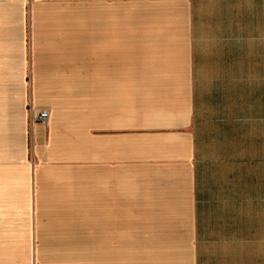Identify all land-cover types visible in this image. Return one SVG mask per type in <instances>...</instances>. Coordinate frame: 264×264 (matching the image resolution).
Returning <instances> with one entry per match:
<instances>
[{
  "label": "crops",
  "instance_id": "0c3cea01",
  "mask_svg": "<svg viewBox=\"0 0 264 264\" xmlns=\"http://www.w3.org/2000/svg\"><path fill=\"white\" fill-rule=\"evenodd\" d=\"M25 2L0 0V207L36 228L0 252L40 264L39 232L74 225L107 251L70 264H264V0H31L28 41Z\"/></svg>",
  "mask_w": 264,
  "mask_h": 264
},
{
  "label": "rangeland",
  "instance_id": "374dc122",
  "mask_svg": "<svg viewBox=\"0 0 264 264\" xmlns=\"http://www.w3.org/2000/svg\"><path fill=\"white\" fill-rule=\"evenodd\" d=\"M32 9V2L31 0H26L25 2V12H26V37L28 41V33L30 29V14ZM55 19H53L54 21ZM57 21V20H55ZM69 83H71L70 90L69 89ZM65 86V88H63ZM64 86H62L60 89L74 92V93H81L82 91V82L81 81H75V82H68L64 83ZM2 92V97H0V133L2 130V136L0 135V190L6 191V176L8 174L14 175V177L18 176L19 170L17 165H11L8 163V160L3 159V157L6 156L7 147L3 145L2 137L4 136L5 126L7 125V119L10 117L9 110L11 106V111H14L16 107L14 102L20 104V96L17 91L13 90H7L6 88H3L0 85ZM64 102V100H63ZM65 106H69L70 103L68 100L64 102ZM82 101L81 99H74L73 102H71L72 108H81ZM31 106L30 104L28 107ZM74 126L71 128L73 131L82 132V125ZM3 127V128H2ZM2 128V129H1ZM3 142V143H2ZM30 153L32 154V146H28ZM5 153V154H4ZM27 180V177L25 176V181ZM12 197H15V195H12ZM10 205L9 208H7L5 211H1L0 207V236H16L21 234H32L35 226L31 225V227L27 224L21 226V219L14 218V214H17V211H15L16 205L14 206ZM29 216L32 218L34 214V210H28ZM28 211H25L26 216H28ZM4 212V213H3ZM3 213V214H2ZM50 214V211H48V215ZM2 215V216H1ZM10 218L11 220L9 223H4L3 221H7V219ZM27 223L28 217H27ZM32 228V229H31ZM42 235H50L54 236L52 240L49 239H43L41 241V244L39 246V261L40 264H54L55 258H60L59 264H68L72 257V255L77 252L79 255H86L89 257L90 254L96 255V257L99 258V256L105 255L107 249L103 247L101 243H99L97 240L94 239H87L83 237V231L82 228L79 226H60V225H49L45 228V230H41L39 232ZM66 234H69L71 236H67ZM31 260L32 264H35V256L33 252V248H31ZM21 253V252H20ZM18 252H0V258L4 259V262L0 264H19L17 260L20 258L21 254ZM23 258V254H22ZM106 259V260H105ZM114 262L116 264H145V261L143 258L135 257V256H121V257H114ZM102 263L110 262V258L105 256V258L102 259ZM108 260V261H107ZM67 261V262H66ZM66 262V263H65ZM27 263V260L24 259V262L21 260V264ZM74 264H88L87 260H80V256L78 259L73 260ZM111 263V264H115ZM70 264V263H69ZM110 264V263H109Z\"/></svg>",
  "mask_w": 264,
  "mask_h": 264
},
{
  "label": "built area",
  "instance_id": "2783aa9c",
  "mask_svg": "<svg viewBox=\"0 0 264 264\" xmlns=\"http://www.w3.org/2000/svg\"><path fill=\"white\" fill-rule=\"evenodd\" d=\"M48 116H49L48 109H41L39 111H31L29 120L31 123L33 122L45 123L48 119Z\"/></svg>",
  "mask_w": 264,
  "mask_h": 264
},
{
  "label": "bare ground",
  "instance_id": "6f19581e",
  "mask_svg": "<svg viewBox=\"0 0 264 264\" xmlns=\"http://www.w3.org/2000/svg\"><path fill=\"white\" fill-rule=\"evenodd\" d=\"M2 129V128H1ZM1 132H2V130H1Z\"/></svg>",
  "mask_w": 264,
  "mask_h": 264
}]
</instances>
